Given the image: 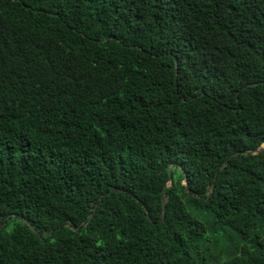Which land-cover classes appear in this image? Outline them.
Masks as SVG:
<instances>
[{
  "label": "trees",
  "instance_id": "obj_1",
  "mask_svg": "<svg viewBox=\"0 0 264 264\" xmlns=\"http://www.w3.org/2000/svg\"><path fill=\"white\" fill-rule=\"evenodd\" d=\"M0 264H264V0H0Z\"/></svg>",
  "mask_w": 264,
  "mask_h": 264
}]
</instances>
